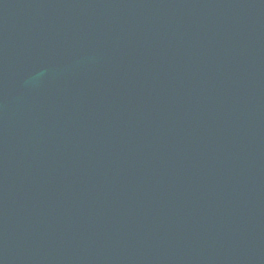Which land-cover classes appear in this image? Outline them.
<instances>
[{
  "label": "water",
  "instance_id": "obj_1",
  "mask_svg": "<svg viewBox=\"0 0 264 264\" xmlns=\"http://www.w3.org/2000/svg\"><path fill=\"white\" fill-rule=\"evenodd\" d=\"M0 264H264V0H0Z\"/></svg>",
  "mask_w": 264,
  "mask_h": 264
}]
</instances>
